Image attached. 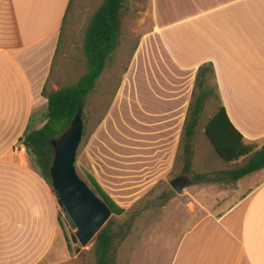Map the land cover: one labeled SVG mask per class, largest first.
I'll return each instance as SVG.
<instances>
[{
	"label": "crops",
	"instance_id": "obj_1",
	"mask_svg": "<svg viewBox=\"0 0 264 264\" xmlns=\"http://www.w3.org/2000/svg\"><path fill=\"white\" fill-rule=\"evenodd\" d=\"M69 1L0 0V264H58L67 255L57 198L20 139L28 125L44 124L47 100L41 90ZM150 4L162 55L181 73H196L211 62L230 121L245 143L259 148L264 0ZM236 73L247 77L237 80ZM251 175L259 177L240 182L243 191L235 203L183 234L171 264H264V169L242 179Z\"/></svg>",
	"mask_w": 264,
	"mask_h": 264
},
{
	"label": "rangeland",
	"instance_id": "obj_2",
	"mask_svg": "<svg viewBox=\"0 0 264 264\" xmlns=\"http://www.w3.org/2000/svg\"><path fill=\"white\" fill-rule=\"evenodd\" d=\"M101 1L73 0L65 22L68 36L57 55L62 73L53 74L49 87L57 89L60 81L73 83L86 70L81 53L84 30ZM152 31L150 0H127L118 45L81 114L85 130L76 171L88 184L86 173L94 175L125 209L109 217L115 236L114 264H171L185 232L235 203L243 191L240 182L259 177L224 178V171L236 163L220 159L204 135V125L218 105L213 95L199 115L185 165L181 134L196 73L179 72L162 55ZM245 77L246 73H236L234 78ZM196 174H205L206 181L194 182ZM179 176L190 184L178 193L170 182ZM60 219L67 255L58 264H95L93 241L85 246L74 243L71 236L76 229L62 209Z\"/></svg>",
	"mask_w": 264,
	"mask_h": 264
},
{
	"label": "trees",
	"instance_id": "obj_3",
	"mask_svg": "<svg viewBox=\"0 0 264 264\" xmlns=\"http://www.w3.org/2000/svg\"><path fill=\"white\" fill-rule=\"evenodd\" d=\"M126 1H101L88 19L84 30L81 53L86 70L78 76L75 82L63 84L60 81L57 83V89H54L52 86L49 87V84L54 73H62L59 66H56V62L61 46L68 36L64 31L73 0L69 1L60 26L51 72L41 90L42 96L47 100L44 124L39 128L28 125L20 139L25 146L29 160L49 185H51L49 169L54 153L52 141L69 127L77 113L82 114L87 97L94 91L108 59L118 45L121 33L122 10ZM214 79L215 73L211 62L202 63L198 66L181 134V145L187 153L185 165H189L191 142L199 115L207 98L213 95L218 105L204 125V135L211 144L214 153L220 159L227 163H236L235 167L224 171L223 174L227 181H237L264 169V143L257 149H255L254 144L245 143L242 133L230 121L225 107L220 102L217 83ZM209 80H213L214 83L209 84ZM84 130L85 126H83V133ZM239 160H242V162L238 163ZM86 174L89 184L86 183L108 204L112 213L116 215L123 214L125 209L119 206L100 186L94 175L90 172ZM193 180L194 182L206 181V175L196 174ZM59 223L61 225L60 217ZM114 240V232L108 219L92 239L95 264H114Z\"/></svg>",
	"mask_w": 264,
	"mask_h": 264
},
{
	"label": "water",
	"instance_id": "obj_4",
	"mask_svg": "<svg viewBox=\"0 0 264 264\" xmlns=\"http://www.w3.org/2000/svg\"><path fill=\"white\" fill-rule=\"evenodd\" d=\"M83 119L77 113L69 127L52 141L53 158L49 169L51 186L58 205L69 224L76 229L71 236L74 243L87 245L108 221L111 208L78 175L76 154L82 140ZM190 183L183 176L171 180L170 186L180 192ZM80 247L76 248L78 252Z\"/></svg>",
	"mask_w": 264,
	"mask_h": 264
},
{
	"label": "built area",
	"instance_id": "obj_5",
	"mask_svg": "<svg viewBox=\"0 0 264 264\" xmlns=\"http://www.w3.org/2000/svg\"><path fill=\"white\" fill-rule=\"evenodd\" d=\"M21 147H22V148H25L24 144H21Z\"/></svg>",
	"mask_w": 264,
	"mask_h": 264
}]
</instances>
